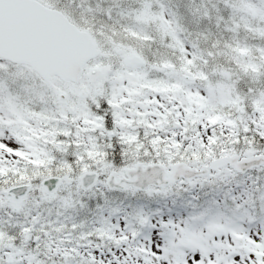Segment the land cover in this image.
Returning <instances> with one entry per match:
<instances>
[{
    "label": "snow or ice",
    "instance_id": "1",
    "mask_svg": "<svg viewBox=\"0 0 264 264\" xmlns=\"http://www.w3.org/2000/svg\"><path fill=\"white\" fill-rule=\"evenodd\" d=\"M0 264H264V0H0Z\"/></svg>",
    "mask_w": 264,
    "mask_h": 264
}]
</instances>
